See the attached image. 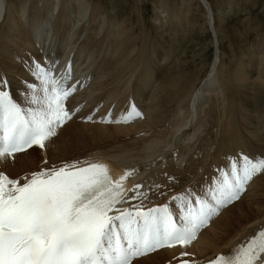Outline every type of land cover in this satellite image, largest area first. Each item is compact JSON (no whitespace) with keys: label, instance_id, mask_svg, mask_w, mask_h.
Wrapping results in <instances>:
<instances>
[{"label":"bare ground","instance_id":"obj_1","mask_svg":"<svg viewBox=\"0 0 264 264\" xmlns=\"http://www.w3.org/2000/svg\"><path fill=\"white\" fill-rule=\"evenodd\" d=\"M198 1L204 8L207 28L211 29L212 36H216L218 40L217 30L219 29L217 27H220L221 30L225 28L222 23L226 19L225 14L227 12L225 13L220 8L218 0L214 11L210 5V0ZM117 2L116 0L115 4ZM94 5H90L89 0H0V74L4 75V72H8L14 77L7 78L4 75L9 81L13 96L22 106L27 107L28 105L23 99L25 82L32 81L33 78L21 65L22 61L30 62L31 59L42 61V52L45 50L54 53L56 57L66 55L65 59L73 61L76 74L88 73L89 76L93 77L86 87L76 95L81 100H85L86 104L95 103V105L87 107L85 103L81 104L76 96H71L66 102V105L69 104L71 107L78 106L81 118L95 107L106 109L111 104H116V107L119 105L125 107L132 101L139 106L138 109L140 108L139 110L143 113L142 117L139 118L142 120L128 125H106L83 122L75 116L57 130L58 134L50 139L45 149L37 153L35 151L36 146H33L22 153H16L13 158L0 162V171H3L10 178H20L22 182L26 175L50 168L52 165L60 166L64 162L101 155V157L115 158L123 166H135L136 174H138L135 181L137 184L143 185L140 191L147 194L148 189L153 188L151 198L147 202H143L144 204L161 202L171 204V197L179 192L183 193L190 190L198 194H203L204 191L210 193L215 182L221 178L220 172L230 170L224 151L234 150L238 153V148H244L254 142L260 151V155L264 156V100L262 102L257 101V105L254 106L249 90L251 82H258L259 86L264 85V51L262 53L263 59L260 64L256 65V70L254 64L258 52L256 51L250 59L252 64V69L249 72L250 77L244 76L240 63L232 69V86L237 85L245 102V105L244 103H236L240 115L233 118V121L238 125L232 127L227 121L228 115H224V110L217 111L214 118H211L210 104L214 100L212 96L221 92L225 85L230 88L229 82H225L220 76L226 67L224 65L219 67L220 57L217 52H215L208 71L201 82L199 81L195 86L184 85L183 89L186 90L180 92L177 90L179 86L178 72H174L170 68L166 58L159 65V53L156 59H153L152 53H149L154 50L153 47L148 46L144 50L147 52L140 55H143L142 61L144 62L141 68L133 69L139 64L137 60H134L132 65L130 64L131 60L128 59V54L125 55L128 46L125 47L124 45L122 48L125 50H119L115 44L110 42L112 38H117L118 33H120L118 28L116 29L118 33L115 31V27L119 26L116 16L111 17L114 22H109L107 19L110 26L105 35L103 32L100 34L101 36L103 34V37L99 36L98 31L100 29L97 31V28L92 27L91 17L101 8ZM110 8V11H116V7ZM88 11H90L89 14ZM214 12H216V18ZM27 14H29V18L24 17ZM119 18L122 17L119 15ZM170 19L173 21L172 17ZM216 20L218 26L215 24ZM81 22H84L85 27L78 30L75 36L71 38L73 31H76ZM20 26L23 27L21 36L17 33V28ZM150 26L152 28V25ZM153 27L155 28V26ZM172 27L176 29L175 25ZM173 30L172 36L174 37ZM91 31L94 35L88 42L89 53L97 56L101 52L107 53L111 50L112 54L101 55L100 58L105 59V61L101 64L94 63V67L88 68L75 55L82 57V53L76 51L77 45L81 40L80 37L89 38ZM176 31L178 30H175V33ZM84 33H86L85 36ZM184 33L186 34L185 31ZM189 34H193L192 30ZM156 36L155 38H159ZM94 38H103V40L99 43ZM176 41L179 40L173 38L170 45H160L164 54L166 53L165 50L167 51V58L170 57L169 51H172ZM177 45L179 46V44ZM155 46L158 47L159 45ZM54 56L51 57L53 64L49 63L51 67L57 64L54 61ZM18 61L20 62L19 66L15 64L19 63ZM156 63H158V67L153 69ZM216 67L220 68L218 72ZM135 70H138L136 80L132 79L133 75L135 76ZM123 71L129 73L125 75V78L121 77ZM259 75L261 78H258ZM113 80H116V83ZM136 82L137 86L138 84H145V86H139L138 91ZM76 86L78 88L82 84ZM261 91L263 92L264 88ZM184 111L192 113H189L188 120L181 124L182 121L179 120L178 115ZM196 119L204 130L214 125H219V127L215 136L216 141L204 145L199 143L197 147L199 149L195 153H191V141L195 136L193 131L197 133L199 130L195 124ZM174 122H177V125H174ZM256 126L259 127V130ZM154 134L165 142L163 148L178 147L187 152L184 153L179 150V153L174 157L175 161L172 162H167V156L171 152L170 148H167L163 154L144 157L141 162L135 160L136 155H139L134 154L135 150L144 143L147 137ZM45 159H47V163H45ZM199 173L201 177L198 176L193 179L191 176V179H187V176ZM260 224L261 226L264 224V174H258L250 182L245 193L236 202L222 209L210 225L198 233L197 238L190 245L161 249L134 260L132 264H175L180 262L182 259L180 254L185 251L192 254V259L203 263L212 260L219 254L233 251L238 243L252 234Z\"/></svg>","mask_w":264,"mask_h":264},{"label":"snow or ice","instance_id":"obj_2","mask_svg":"<svg viewBox=\"0 0 264 264\" xmlns=\"http://www.w3.org/2000/svg\"><path fill=\"white\" fill-rule=\"evenodd\" d=\"M23 63L33 77L25 82L27 107L11 95L0 74V162L33 146L45 149L79 110L66 106L77 90L68 83L70 66L57 77L42 61ZM142 115L130 101L118 118L113 120L109 111L102 120L128 123ZM229 167L215 182L210 199L190 190L171 197L185 209L179 218L170 203L146 208L143 185L127 182L136 170L118 169L104 157L52 165L26 175L23 182L0 171V264H132L158 248L187 247L222 207L238 200L264 174V156L231 157ZM126 198L139 203L118 207ZM180 256V264H200L186 251ZM205 264H264V229L240 245L235 257L221 254Z\"/></svg>","mask_w":264,"mask_h":264},{"label":"rangeland","instance_id":"obj_3","mask_svg":"<svg viewBox=\"0 0 264 264\" xmlns=\"http://www.w3.org/2000/svg\"><path fill=\"white\" fill-rule=\"evenodd\" d=\"M110 1H112L111 4ZM110 1L89 0L90 5L95 4L94 6L98 5L97 7L101 8V10L97 11L91 17V22H93L92 27L97 28V31L100 29V31H98V34L100 37H103L110 26L108 21L114 22L111 17L116 16L115 18L118 20L117 22L119 23V26L115 27V31L118 28L120 33L116 31V33H118L119 36L118 34H116L118 37L112 38L110 42L115 44L119 50H125L122 48L124 45L125 47L128 46V48H126L125 55L128 54V59L131 60L130 64L132 65V63H134V60H137L138 64L140 65V66L137 65L138 67H134L133 69L141 68L144 62L142 61L143 55L142 56L140 55L145 54L147 52L144 50L148 46L153 47L154 50L149 52L152 53L153 56L152 58L156 59L159 53V58H160L159 65H161L164 58H166L169 61L170 68L174 72L176 71L178 72L177 80L179 86L177 87V90L180 92L186 90L183 89L184 85L195 86L199 83V81L201 82L202 78L205 77L208 71V68L213 60L215 52L217 51L220 57L219 67L221 65H224L226 67L225 68L226 70L223 73L219 72L221 74L220 76L222 77V80H224L225 82L226 81L229 82L230 88H228L225 85L221 92L216 93L214 94V96H212L214 100H212V104H210L211 118H214V115L217 111L224 110L225 111L224 115H228L227 121L229 125L232 127H236L238 125L233 121V118L236 115H240L239 109L236 108V103H244L245 105V102L243 100L242 92L239 91L237 85L234 84V86H232V82H233L232 69L235 68L238 63H240L244 76L250 77L249 72L250 69H252V64L250 62V59L252 58V56L255 54L256 51L258 52V57L254 64L255 70H256V65L260 64V61L263 59L262 53L264 51V0H256V2H254L255 0H247V1L218 0L219 4L217 0H210L211 3L210 5L213 11L216 9L215 4L216 5L218 4L220 8H222V10L225 11V13L226 12L228 13L225 14L226 19L225 21L223 20L222 23V25L225 28H222L221 30L220 27L219 28L217 27V29L220 30V31L217 30L218 40L216 39L217 47H219L218 50L214 45L212 39L213 38L212 33L210 31L211 29L207 28L205 22L204 8L202 7V5L198 0H117L118 5L115 4L116 0H110ZM110 7H112L113 9L116 7V11L115 10L114 12L110 11L111 10ZM89 12L90 11H88L87 13L89 14ZM119 15L122 18H119ZM214 15L216 18V12H214ZM24 17L29 18L30 16L29 14H27ZM156 17L161 19H158ZM171 17L173 21H171L170 19ZM118 18L120 19V21ZM146 20L149 22H147ZM149 24L152 25V28ZM171 24L173 26L175 25L176 29L172 27ZM215 24L216 26H218L217 20L215 21ZM113 26H117V25H113ZM153 26H155V28ZM84 27H85L84 22H81V24L77 27L76 31H73L71 38L75 36L78 30L83 29ZM158 27L159 29H157ZM169 30L171 32L173 30L176 37L175 35L173 37L172 36L173 32L169 33ZM175 30L178 31H176L175 33ZM191 30L193 34H189V32L191 33ZM21 31H23L22 26L17 28V33L20 34ZM184 31L186 32V34L184 33ZM102 32L104 35L102 34L101 36L100 34ZM179 32L182 35L177 34ZM183 34H185V36H183ZM83 35L85 36L86 33H84ZM93 35H94L93 31H91L90 35L88 36L89 38H85L86 40L80 37L81 40L76 48L77 52L82 53V57L79 55H75V56L80 58V60H82L85 63V66L88 68L94 67L95 64L103 63L105 59H101L100 58L101 55L112 54L111 50H109V52L107 53L101 52V54L100 55L98 54L97 56H94L91 53H89L88 42ZM156 35L159 36V38ZM19 36H21V34ZM155 36L157 38H155ZM170 36L172 37L168 38ZM154 38L158 40H155ZM173 38H177L179 40L176 41V43L179 44V46L176 43H174L172 51H169L171 58L170 57L167 58L166 57L167 51L165 50L166 53L164 54L162 49L160 48V45L163 44L165 46L170 45L171 44L170 41L173 40ZM214 38H216V36H214ZM94 39H97L99 43H101L103 40V38H94ZM159 39H161L162 41L161 40L159 41ZM152 44L157 46L159 45L158 46L159 48L156 46L154 47V45L152 46ZM234 50L236 53L234 52ZM12 56H14V54H12ZM233 56L235 59L233 58ZM15 64L19 66L20 62ZM157 67H158V63L155 64L153 69H156ZM219 69L217 68V72ZM127 74L129 73L123 71V76L121 77L125 78V75ZM134 74L135 76L133 75L132 79L136 80L138 70H135ZM4 75L7 78H14L8 72H4ZM258 78H261V76L259 75ZM113 82L116 83V80H113ZM257 83L258 82H251L249 86V90L251 92V100L253 101L254 106L257 105V101L262 102L264 100V91L263 92L261 91L264 88V85L259 86ZM135 84L138 91H139V86L141 87L145 86V84L144 85L138 84L137 86V82ZM189 113L192 112L184 111L179 113L178 118L179 120L182 121L181 124H183L185 121L188 120ZM195 116L197 118V115ZM195 124L197 126V129L199 130L197 133L191 130L195 134L193 140L191 141V147H192L191 153H195L199 149L197 148L199 143H201V145H204L216 141L215 136L216 133L218 132L217 129L219 127V125H214L204 130L203 127L197 121V119L195 120ZM174 125H177V122H174ZM257 129L259 130V127H257ZM164 144L165 142L162 140V138L158 137L157 135L154 134L152 136H149L144 140V143L142 145L140 146L138 145L139 147L135 150L134 154L135 155L139 154V155H136V158L134 159L140 160L141 162L144 159V157L163 154V152L167 148H170L171 152L167 156V162L175 161L174 157L177 153H179V150L181 149H179L178 147L163 148L162 146ZM40 150H42L40 147L35 148V151L37 153ZM154 151H159V152H154ZM182 152L186 153L187 151L186 152L182 151ZM224 152H226L227 164L229 163V160L231 158L230 156H236V158H239L242 153L250 155L253 158L261 156L260 151L254 142H251L244 148H238V153H236L234 150L224 151ZM144 167H148V166H144ZM203 174H205V172H203ZM203 174L202 176H204ZM191 176H193L194 179V177H198V176L201 177V174L199 173L197 175H189L187 176V179L188 180L191 179ZM152 194H153V188H149L148 193L145 194L147 198L144 199L143 202H147V200L151 198Z\"/></svg>","mask_w":264,"mask_h":264}]
</instances>
